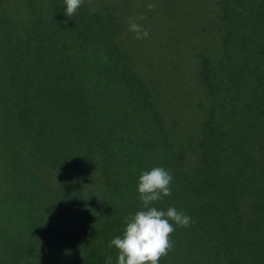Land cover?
I'll use <instances>...</instances> for the list:
<instances>
[{
  "label": "trees",
  "instance_id": "trees-1",
  "mask_svg": "<svg viewBox=\"0 0 264 264\" xmlns=\"http://www.w3.org/2000/svg\"><path fill=\"white\" fill-rule=\"evenodd\" d=\"M195 3L158 73L136 0H0V264H116L154 167L192 219L159 264H264V0Z\"/></svg>",
  "mask_w": 264,
  "mask_h": 264
},
{
  "label": "clouds",
  "instance_id": "clouds-1",
  "mask_svg": "<svg viewBox=\"0 0 264 264\" xmlns=\"http://www.w3.org/2000/svg\"><path fill=\"white\" fill-rule=\"evenodd\" d=\"M66 16H74L84 0H64ZM155 3L146 5L153 11ZM136 19L143 20L140 16ZM129 31L135 33L136 40L149 37L148 30L139 23L129 20ZM173 176L163 167H154L144 171L138 178L137 191L142 209L125 218L126 227L122 236H118L109 244L117 252L116 264H159L174 247L171 236L175 227H188L192 223L190 216L174 207L159 210L153 206L156 202L171 196ZM105 264H112V257H106Z\"/></svg>",
  "mask_w": 264,
  "mask_h": 264
},
{
  "label": "rangeland",
  "instance_id": "rangeland-1",
  "mask_svg": "<svg viewBox=\"0 0 264 264\" xmlns=\"http://www.w3.org/2000/svg\"><path fill=\"white\" fill-rule=\"evenodd\" d=\"M136 1L139 4V11H137V17H140V16L144 17L142 22L145 23V28L150 33L149 37L146 38V41H148L149 44L145 45V47L142 48L145 51V53L148 54V57H144V58L146 59V61H150V63H152L153 65L154 64L156 65V72L158 73L162 72L163 69H166V67L164 66V63L162 64V61L166 53V49L168 50V45L171 41V37L179 29L180 27L179 21H183V20L185 21L186 16L184 13L187 12L185 10L189 9L188 6L193 7V9H196L195 1L197 0L182 1L183 3L179 4L178 6L180 7V12L182 11L183 7L185 8L181 12L180 15L174 18L169 16L170 12L168 11L167 6L156 5L157 9L151 12V11H148L146 8L148 1L152 2L151 0H136ZM210 2H214V0H210ZM132 5H133V0H132ZM132 17L134 18L133 15ZM134 20H136L137 22L139 19L134 18ZM183 46L185 47V45ZM186 50H187L186 52H188L190 51V48L188 47ZM183 61L187 64V69L191 73L193 70V63L189 62L190 60L187 58H184ZM183 61L182 59H180L179 64L180 65L183 64ZM167 68H169V61L167 63ZM168 72L170 73V71ZM165 81H166L165 78H163L162 83H165ZM199 100H200V95H199V92L196 90V87L193 89V91L191 92L189 91L187 93L186 112L185 114L182 115V123L184 125L186 124L188 126V122H189L188 121V117H189L188 110L190 109L192 104H195Z\"/></svg>",
  "mask_w": 264,
  "mask_h": 264
}]
</instances>
